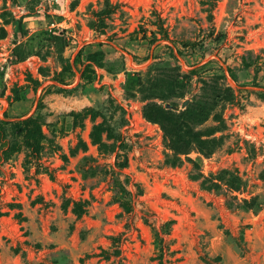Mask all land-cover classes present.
I'll use <instances>...</instances> for the list:
<instances>
[{"label":"rangeland","instance_id":"rangeland-1","mask_svg":"<svg viewBox=\"0 0 264 264\" xmlns=\"http://www.w3.org/2000/svg\"><path fill=\"white\" fill-rule=\"evenodd\" d=\"M0 264H264V0H0Z\"/></svg>","mask_w":264,"mask_h":264},{"label":"trees","instance_id":"trees-1","mask_svg":"<svg viewBox=\"0 0 264 264\" xmlns=\"http://www.w3.org/2000/svg\"><path fill=\"white\" fill-rule=\"evenodd\" d=\"M22 123L24 125V144L30 148L33 153H36L37 149L40 147L42 138L40 123L37 118H28Z\"/></svg>","mask_w":264,"mask_h":264},{"label":"water","instance_id":"water-1","mask_svg":"<svg viewBox=\"0 0 264 264\" xmlns=\"http://www.w3.org/2000/svg\"><path fill=\"white\" fill-rule=\"evenodd\" d=\"M186 103V102H185Z\"/></svg>","mask_w":264,"mask_h":264}]
</instances>
